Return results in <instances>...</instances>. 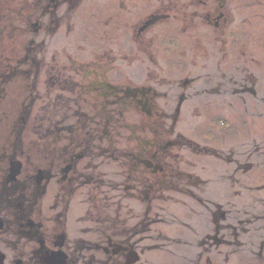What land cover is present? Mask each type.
Returning <instances> with one entry per match:
<instances>
[{
    "label": "flooded vegetation",
    "instance_id": "flooded-vegetation-1",
    "mask_svg": "<svg viewBox=\"0 0 264 264\" xmlns=\"http://www.w3.org/2000/svg\"><path fill=\"white\" fill-rule=\"evenodd\" d=\"M0 264H264V0H0Z\"/></svg>",
    "mask_w": 264,
    "mask_h": 264
},
{
    "label": "rangeland",
    "instance_id": "rangeland-1",
    "mask_svg": "<svg viewBox=\"0 0 264 264\" xmlns=\"http://www.w3.org/2000/svg\"><path fill=\"white\" fill-rule=\"evenodd\" d=\"M28 3V2H27Z\"/></svg>",
    "mask_w": 264,
    "mask_h": 264
}]
</instances>
